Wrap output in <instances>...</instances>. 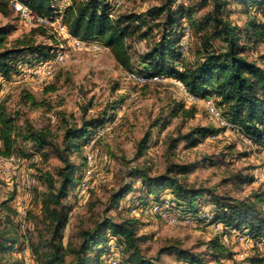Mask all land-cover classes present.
Returning a JSON list of instances; mask_svg holds the SVG:
<instances>
[{"label":"trees","instance_id":"1","mask_svg":"<svg viewBox=\"0 0 264 264\" xmlns=\"http://www.w3.org/2000/svg\"><path fill=\"white\" fill-rule=\"evenodd\" d=\"M18 1L36 15L52 18L57 13L54 0ZM234 4H240L247 15L241 25L228 17L229 7ZM112 7V0H71L59 13L71 36L84 40L82 42L106 45L116 62L129 72L145 77H171L197 97H213L222 117L239 127L246 137L264 142V50L248 52L249 48L264 44V21L256 16H264V0H197L192 5L185 0H161L141 12L118 9L110 16ZM203 8L206 9L198 16L197 11ZM10 9L13 11L9 0H0L2 14L8 15ZM13 29L10 25L0 26V76L6 79L18 74L22 64L48 59L55 49L50 44L35 41V35H41L54 42L43 26L31 28L9 42L6 37ZM185 37L186 46L181 45ZM141 40L145 41V48L139 51L134 45ZM190 50L191 60L186 58ZM55 90V86L45 88V92ZM18 101L30 108L45 103L26 90L19 93ZM193 114L194 110L186 109L183 103H174L168 116L181 117L184 121ZM108 119L106 113L102 117L83 116L79 123L64 122L60 134L55 135L46 127H36L20 110L9 108L5 99L0 100V157L15 155L28 159L40 155L45 158V148H48L60 161L55 170L56 178L48 171H39L37 175L46 185V191L39 201L43 232H38L36 242L28 244L35 264H66L67 253L71 255L67 264H103L110 241L120 249L123 256L120 264H159L158 254L163 252L174 253L185 264H247V261L254 264L257 261L254 258L236 261L217 238L207 244L211 260L201 252L175 245L160 248L156 257H145L140 248L145 236L138 234L139 221L134 216L120 220L107 216L91 227H80L76 244L65 245L63 231L69 215L66 200L84 166V163L76 164L72 156L80 155L94 129ZM160 121L158 117L151 122L138 140L137 156L142 157L147 151L151 129ZM165 122L166 118L161 127ZM214 131L212 127L198 125L184 132L177 129L176 135L164 138L165 150L169 156L174 155L181 142L196 146ZM195 166L194 162L169 160L157 175L135 168L129 174L132 183L111 194L109 209L117 206L127 193L132 194L131 207L137 208L150 202L162 204L168 195L172 210L200 220L203 219L199 213L207 211L212 223H220L227 231L248 235L256 247L258 242L264 243V215L258 206L264 202L262 195L254 192L255 199L250 195L235 198L217 194L212 187L189 183L186 175ZM235 177L240 178L241 183L252 181L249 174ZM137 179L139 185L134 186ZM7 202L3 201L1 206L10 212L17 229L16 211L9 208ZM20 241L0 232V264H8L4 255L16 249ZM262 262L263 259L259 260L260 264Z\"/></svg>","mask_w":264,"mask_h":264},{"label":"rangeland","instance_id":"2","mask_svg":"<svg viewBox=\"0 0 264 264\" xmlns=\"http://www.w3.org/2000/svg\"><path fill=\"white\" fill-rule=\"evenodd\" d=\"M70 1L54 0L57 13L52 17L55 18ZM160 1L112 0V3L113 6L120 3V11L141 12ZM185 2L192 5L197 0ZM229 8L230 20L241 25L247 18L244 9L240 4ZM205 9L198 10L196 14L201 15ZM256 16L264 21V16ZM3 25L14 28L6 37L9 42L31 28L43 26L54 42L41 35H35V41L55 48L61 45L64 49V59L56 64L54 73L49 78H20L22 66L25 68L26 64H36L43 60L21 65L19 73L13 74L9 79L0 76V100L5 99L9 108L20 110L36 127H46L55 135L60 134L64 122L79 123L83 116L102 117L106 113L109 118L102 126L94 129L92 136L80 150V155L72 156L76 164L84 163V166L66 200L69 215L63 231L65 245L76 244V232L80 227H91L95 221L107 216L114 220L134 216L139 221L138 234L145 236L140 242L141 254L145 257H156L160 248L175 245L201 252L211 260L207 244L217 238L236 261L246 262L249 258H254L257 260L254 264H260L261 259L264 264V243L258 242L256 247L248 235L227 231L220 223H212L207 211L199 213L203 220L173 211L172 205L166 204L171 203L168 195L163 198L164 204L150 202L137 208L131 207L132 194L127 193L117 206L109 209L111 194L125 184L132 183V177L129 176L132 170L139 168L150 175H157L164 170L169 160L196 163L195 168L186 175L189 183L212 187L217 194H228L235 198L250 195L255 199L252 194L256 192L264 200V142L246 137L239 127L227 121L220 113L221 121L213 116L207 107L209 101L214 105L213 97L196 96L195 100H191V93L180 81L171 77H159L158 80L147 82L133 78L131 75L135 72H129L120 66L109 47L101 44L100 49L94 50L87 44H81L80 41L84 40L71 36L63 21H55L54 24H25L10 9L8 15L0 12V26ZM186 42L185 37L181 45ZM134 47L139 51L143 50L145 41L135 42ZM263 50L264 44L259 43L255 48H249L248 52ZM191 51L186 57L190 60L193 58ZM49 86H55L56 90L45 92V88ZM22 90L32 93L38 100H44V105L30 108L19 103L18 95ZM174 103H183L186 109H193V116L184 121L181 117H169L170 107ZM158 117L161 121L151 129L147 151L142 157L137 156L138 140ZM164 118L167 122L161 127ZM220 122H225V126ZM196 125L212 127L215 130L213 135L217 137L212 138L211 134L196 146H187L181 142L174 155L169 156L165 150L164 138L176 135L177 129L184 132ZM45 151V158L40 155L28 159L15 155L0 157V232L21 240L16 249L4 255L8 264H35L28 244L36 242L38 232H43L39 201L46 191V185L37 179V175L39 171H48L56 178L55 170L60 165L50 149L45 148ZM236 174H249L252 181L241 183L240 178L235 177ZM139 182V179L135 180L134 186H138ZM6 200L9 208L16 211L17 229L11 221L10 212L1 206ZM258 206L264 215V202ZM164 208L170 210L164 211ZM107 246L109 253L103 256V264L122 260L123 256L120 249L114 246V241H110ZM70 260L71 255L67 253L65 263ZM158 263L185 264L174 253L168 252L158 254ZM246 263L250 264L248 261Z\"/></svg>","mask_w":264,"mask_h":264},{"label":"bare ground","instance_id":"3","mask_svg":"<svg viewBox=\"0 0 264 264\" xmlns=\"http://www.w3.org/2000/svg\"><path fill=\"white\" fill-rule=\"evenodd\" d=\"M17 4H20V6L22 8H28L26 5L22 4L21 2H19L18 0H10V6L13 8V10L17 13L18 17L22 20V22H24L25 24H33L36 23V24H44V23H47L50 22L52 24H54L55 21H59L61 22L62 21V14L61 13H58V15L54 16L55 18H49V17H46V16H41V15H36L34 14L33 12H25V9H21L20 6H18ZM120 4V3H119ZM119 4H115L112 9H111V13H110V16H112V14H114L119 8ZM46 25V24H45ZM81 44H87V46H89V44L93 43V44H96V46H89L91 49H100L101 47V44L98 43V42H80ZM184 46L187 45V43L183 44ZM64 59V49L61 45L57 46L55 49H54V52L53 54L51 55L50 58L46 59V60H43V61H37L38 63L36 64H26V66H28L29 68H27L25 66V68H21V71H20V78L23 76V80L26 79V78H34V79H44V78H49L53 75L54 73V69H55V66L56 64L60 63L62 60ZM56 60V61H55ZM23 65V64H22ZM49 66H52V68L49 70V71H45L44 73H39L38 76L35 77V71H41L44 67H49ZM131 76H133V78L139 80V81H142V82H147V81H155V80H158L159 77L158 76H152V77H145V76H139V75H136V74H132ZM144 77V78H142ZM139 78H142V80H140ZM197 97L195 95H191L190 94V99L191 100H195ZM199 98V97H198ZM209 100V99H207ZM208 110L209 112L215 116L219 121H221V118L219 116V111L218 109L215 107V105L211 104V102L209 101L208 102ZM224 121V120H223ZM221 124H226L225 122H220ZM228 124V123H227ZM230 125V124H229ZM225 126V125H224ZM227 126V125H226ZM212 138H215L217 136L213 135L211 136ZM164 204V203H163ZM167 206L168 205H172V202L170 203H166ZM153 206V205H152ZM163 206V205H162ZM150 207V206H149ZM172 207V206H171ZM152 208V207H151ZM144 209V208H143ZM150 209V208H149ZM153 211V210H152ZM174 211V210H173ZM172 211V212H173ZM164 213V212H163ZM25 217V216H24ZM188 217V216H187ZM169 219V218H168ZM190 219V218H189ZM191 220V219H190ZM117 257V256H116ZM22 260V259H21ZM111 261V260H110ZM109 263V262H108ZM111 264H120L118 260H114L111 262Z\"/></svg>","mask_w":264,"mask_h":264},{"label":"built area","instance_id":"4","mask_svg":"<svg viewBox=\"0 0 264 264\" xmlns=\"http://www.w3.org/2000/svg\"><path fill=\"white\" fill-rule=\"evenodd\" d=\"M18 6H20V4H17ZM21 7V6H20ZM21 9H25V12L29 13V12H33L31 9L29 8H22ZM89 46H96V44H89ZM56 61V60H55ZM52 68V66H49V67H44L41 71H35V77L39 75V73H44L45 71H49L50 69ZM166 210H170V209H167V208H164V211Z\"/></svg>","mask_w":264,"mask_h":264}]
</instances>
